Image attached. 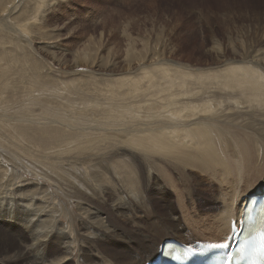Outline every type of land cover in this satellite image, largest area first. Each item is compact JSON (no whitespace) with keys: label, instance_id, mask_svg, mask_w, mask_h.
<instances>
[{"label":"bare ground","instance_id":"6f19581e","mask_svg":"<svg viewBox=\"0 0 264 264\" xmlns=\"http://www.w3.org/2000/svg\"><path fill=\"white\" fill-rule=\"evenodd\" d=\"M34 6L39 9V3ZM0 57L4 58L1 53ZM256 60L226 63L211 72L209 67L191 71L155 61L139 67L135 75L122 72L105 78L108 88H96L92 98L70 89L68 79L65 93L36 81L21 93L25 99L8 104L1 100L0 81V117L16 123L4 127L11 131V150L0 147V241L9 231L22 237L15 250H0V264H145L159 256V245L168 239L178 240L166 258L174 248L181 252L190 239L199 241L191 230L197 226L208 234L201 235L203 243L224 244L232 223L239 228L247 201H253L248 198L255 190L264 194V147L256 133L264 132V71ZM14 103L19 108L16 115L7 112ZM54 121L62 125L49 124ZM23 156L52 167L57 180L74 179L78 184L71 188L74 193L89 194L90 205L79 210L80 224L75 222L74 207L56 198L57 181L50 180L53 186L41 183L47 173L30 169ZM60 166L72 174L68 170L64 176L60 169L58 173ZM162 166L186 171V182L179 179L184 190L173 185L177 196L193 192L195 174L188 168L199 169L204 176L219 174L218 182L224 185L214 206L222 208L208 219L184 216L189 224L183 225L174 214L172 197L162 218L151 196L154 187L162 195L169 193L167 183L155 175ZM160 174L167 176L161 170ZM242 176L244 180L238 178Z\"/></svg>","mask_w":264,"mask_h":264},{"label":"rangeland","instance_id":"374dc122","mask_svg":"<svg viewBox=\"0 0 264 264\" xmlns=\"http://www.w3.org/2000/svg\"><path fill=\"white\" fill-rule=\"evenodd\" d=\"M36 2L39 3V9H34ZM0 53L4 56L3 59L0 57V81L4 90L1 100L8 104L25 99L26 97L20 96L21 93L28 88V84L32 85L36 81L45 88L50 86L65 93L63 88L68 79L72 83L70 89L92 98L94 96L90 93L108 88L104 86L105 78H115L122 72V75H130L132 72L135 75L140 70L139 67L154 65L155 61L156 64H174L191 71L194 68L196 71L198 67L199 70H208L209 67L211 72L219 67L224 68L221 67L223 64L246 61L252 57L257 59L256 62L264 71V0H0ZM21 67L24 73L20 72ZM6 68H9L8 71ZM12 93L17 95H11ZM15 105L16 103L9 106L12 109L7 112L16 115L19 108ZM100 119L103 120L102 117ZM14 120L11 118L3 122L0 117V147L3 149L11 150L9 143L12 138L8 137L11 131L8 132L4 127L9 124L14 126ZM107 120L109 118H105ZM54 122L56 123L49 124L62 125L59 121ZM259 123L262 125L261 121ZM99 132L97 130L95 133ZM256 133L259 144L264 147V132ZM30 158L23 156L22 160H28L24 162L33 170L35 168V171L47 173V178L41 179V183L53 186L50 180L57 181L54 182V187L60 194H56V191V198L60 203L74 207L75 222L80 224L83 218L78 216L81 212L79 210L80 207L86 208L90 205L91 199L87 196L89 194L84 197L74 193L71 188L78 185H75L74 179L70 178L66 183L57 180L52 176L51 165L47 169V165L40 164L38 158H33L34 162ZM60 167L62 169L58 167V173L60 169L64 176L69 175L68 168ZM162 167L158 168L155 175L160 182L167 183L169 193L162 195L154 187L151 194L156 213L162 218L167 216V203L172 197L173 201L176 200L174 214L181 217L183 225L189 224L184 222V216L196 219L205 216L208 219L209 214L222 208V204L214 206L219 201L216 200L217 195H222L220 189L224 185L221 186V182H218L221 181L219 174L204 176L199 169L188 168L196 175L195 177L193 174L194 178L191 180L193 192L190 195L184 192L177 196L173 185L184 190L180 181L186 182V171L181 173L183 170L176 166L172 170L170 166ZM159 169L166 172L167 176H162ZM238 178L244 180V176ZM206 182H210V186ZM191 230L196 234L192 236L200 239L201 243L205 242L202 236L206 237L208 234L204 229L197 226ZM20 238L22 237L14 236L9 231L8 237L0 241V250H15L21 246ZM193 240L195 239L184 243L191 245L196 242ZM150 243L146 242L147 245ZM161 246L159 245V249ZM117 248L119 247H115L116 250Z\"/></svg>","mask_w":264,"mask_h":264},{"label":"snow or ice","instance_id":"6c2138e0","mask_svg":"<svg viewBox=\"0 0 264 264\" xmlns=\"http://www.w3.org/2000/svg\"><path fill=\"white\" fill-rule=\"evenodd\" d=\"M260 238L262 241H264V230L261 231L260 233ZM218 247H227V245L221 244V245H217ZM232 259V257H228V261L230 262ZM260 264H264V255H262L261 257V261Z\"/></svg>","mask_w":264,"mask_h":264}]
</instances>
